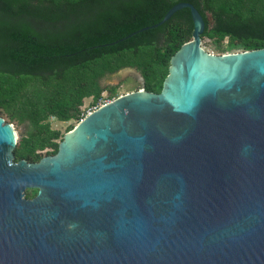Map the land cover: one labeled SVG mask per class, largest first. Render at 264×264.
<instances>
[{"label": "water", "instance_id": "water-1", "mask_svg": "<svg viewBox=\"0 0 264 264\" xmlns=\"http://www.w3.org/2000/svg\"><path fill=\"white\" fill-rule=\"evenodd\" d=\"M184 9L161 93L90 113L56 155L16 162L0 117V264H264V49L208 53L190 3L151 28ZM130 73L144 88L129 68L109 80Z\"/></svg>", "mask_w": 264, "mask_h": 264}, {"label": "trees", "instance_id": "trees-1", "mask_svg": "<svg viewBox=\"0 0 264 264\" xmlns=\"http://www.w3.org/2000/svg\"><path fill=\"white\" fill-rule=\"evenodd\" d=\"M179 3L203 16L202 40L264 49V0H0V117L24 129L15 161L56 155L65 135L50 118L78 125L86 99L97 103L104 92L116 98L117 87H103L108 76L135 69L146 91L161 93L194 23L184 9L151 27ZM37 194L26 191L28 199Z\"/></svg>", "mask_w": 264, "mask_h": 264}, {"label": "rangeland", "instance_id": "rangeland-1", "mask_svg": "<svg viewBox=\"0 0 264 264\" xmlns=\"http://www.w3.org/2000/svg\"><path fill=\"white\" fill-rule=\"evenodd\" d=\"M202 48L205 49L208 53L214 54V55H226V54H231V53H238L241 52L242 50L238 47H231L228 43V39L224 40L223 43L219 44L215 40L210 39L208 37H205L202 40ZM130 69V68H129ZM135 70V69H133ZM137 71V70H135ZM121 72V71H120ZM118 72V73H120ZM138 72V71H137ZM118 73L114 74L117 75ZM111 75V76H114ZM141 75V73H140ZM111 76H108L106 79L103 81V87H117V96L116 98L110 97L108 92H104L102 98L99 100V102L95 103L92 98L86 99L84 102V106L82 108L84 114H87L90 110H92L94 107L101 105H104L105 103L111 102L123 95L132 93V92H137L144 90L142 88V84L140 81H138V78L134 77L133 73L128 74L123 80L119 81L118 83H113L109 80ZM142 76V75H141ZM141 90H138V89ZM5 121L8 123V120L6 117H3ZM50 123L51 127L54 130H59L61 131L62 134L66 135V131L70 125H77L76 121H71V122H60L55 118H50ZM14 126V129L16 131L18 140L20 138V135L23 133L24 129L22 127H18L15 123L11 124Z\"/></svg>", "mask_w": 264, "mask_h": 264}, {"label": "built area", "instance_id": "built-area-1", "mask_svg": "<svg viewBox=\"0 0 264 264\" xmlns=\"http://www.w3.org/2000/svg\"><path fill=\"white\" fill-rule=\"evenodd\" d=\"M108 103H110V102H108ZM108 103H105L104 105H106V104H108ZM104 105H101V104H100L99 106L94 107L92 110H90V111L85 115V117H87L90 113H92V112L98 110L99 108H101V107L104 106ZM85 117H84V118H85Z\"/></svg>", "mask_w": 264, "mask_h": 264}, {"label": "bare ground", "instance_id": "bare-ground-1", "mask_svg": "<svg viewBox=\"0 0 264 264\" xmlns=\"http://www.w3.org/2000/svg\"><path fill=\"white\" fill-rule=\"evenodd\" d=\"M227 55V54H226Z\"/></svg>", "mask_w": 264, "mask_h": 264}]
</instances>
